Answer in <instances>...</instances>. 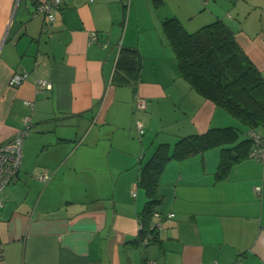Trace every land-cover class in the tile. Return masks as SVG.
<instances>
[{
	"label": "crops",
	"instance_id": "crops-1",
	"mask_svg": "<svg viewBox=\"0 0 264 264\" xmlns=\"http://www.w3.org/2000/svg\"><path fill=\"white\" fill-rule=\"evenodd\" d=\"M38 2L0 0V144L28 125L2 193L0 264H264V162L234 148L218 176L226 143L170 159L143 221L150 197L138 183L158 144L243 128L180 76L162 20L189 31L223 20L264 76V0H62L52 21L34 14ZM124 49L140 57L138 73ZM122 56L128 80L114 74ZM16 71L28 75L11 86Z\"/></svg>",
	"mask_w": 264,
	"mask_h": 264
},
{
	"label": "trees",
	"instance_id": "trees-1",
	"mask_svg": "<svg viewBox=\"0 0 264 264\" xmlns=\"http://www.w3.org/2000/svg\"><path fill=\"white\" fill-rule=\"evenodd\" d=\"M151 2L154 7H158L162 0ZM161 25L177 60L180 76L197 93L237 119L243 128H211L203 134L181 137L173 146L158 144L150 158L142 164L138 179V183L145 187L150 197L141 213L142 221L146 220L160 202L156 192L157 181L168 160L181 159L211 146L231 144L229 148L221 149L217 170L218 176H221L235 157L229 151L239 149L238 157H242L253 143L249 132L264 133V76L238 44L233 30L221 19H214L193 31L186 29L177 17H166ZM124 51L128 57L127 65L124 62V66L138 73L140 57L133 49ZM121 61L123 56L118 60L114 74H119L121 80H128V77L119 72ZM243 130L246 138L238 140ZM235 141L236 144L232 145ZM146 231H150L153 236V230L144 227L143 234Z\"/></svg>",
	"mask_w": 264,
	"mask_h": 264
},
{
	"label": "built area",
	"instance_id": "built-area-1",
	"mask_svg": "<svg viewBox=\"0 0 264 264\" xmlns=\"http://www.w3.org/2000/svg\"><path fill=\"white\" fill-rule=\"evenodd\" d=\"M62 0H39L34 14H43L48 21L54 19L55 11L60 7ZM89 42H93L97 39L95 32L89 33ZM27 72L16 71L9 78V85L17 86L27 77ZM38 89L45 87L50 88L51 83L49 81L38 79L37 80ZM25 104L32 108L33 103L31 101H25ZM148 106V100L140 93L134 94V107L135 110H144ZM26 124L29 122L30 117L26 116L24 118ZM139 132L143 133V129L138 123ZM28 125L22 128L20 131L15 133L11 139L0 144V208L3 205L2 193L5 186L10 181V179L15 176L18 172L21 159H22V144L25 135L28 132ZM253 143L248 151V156L254 158L257 161L264 162V133H255L254 131L249 132ZM43 180L48 178L47 174L41 176ZM255 191L260 192V187L255 186ZM172 213H169L168 216H172ZM151 234H148L142 238V243H147ZM2 256V250L0 248V257ZM143 264H155L152 260H146Z\"/></svg>",
	"mask_w": 264,
	"mask_h": 264
},
{
	"label": "rangeland",
	"instance_id": "rangeland-1",
	"mask_svg": "<svg viewBox=\"0 0 264 264\" xmlns=\"http://www.w3.org/2000/svg\"><path fill=\"white\" fill-rule=\"evenodd\" d=\"M134 2H135V0H134ZM131 18H132V17H131ZM131 18H130V19H131ZM127 21H128V14H125V19H124V23H125V25H126Z\"/></svg>",
	"mask_w": 264,
	"mask_h": 264
}]
</instances>
